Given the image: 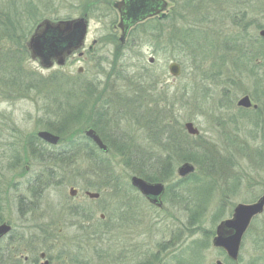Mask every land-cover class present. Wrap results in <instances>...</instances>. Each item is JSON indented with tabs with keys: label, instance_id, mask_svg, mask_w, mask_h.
Instances as JSON below:
<instances>
[{
	"label": "rangeland",
	"instance_id": "obj_1",
	"mask_svg": "<svg viewBox=\"0 0 264 264\" xmlns=\"http://www.w3.org/2000/svg\"><path fill=\"white\" fill-rule=\"evenodd\" d=\"M20 1L0 0L8 15H0V225L11 226L0 264H264V212L236 261L213 244L237 204L264 191V0H168V18L135 26L119 54L107 36L121 33L114 0H33L40 15L21 22L28 36L6 21ZM86 12L94 55L43 67L28 47L37 26ZM19 70L25 82L7 85L4 76ZM54 77L79 96L67 100ZM105 80L115 92L109 102ZM245 95L250 107L238 105ZM91 122L104 129L108 151L86 136ZM185 163L194 171L183 176ZM134 175L160 176L161 205L133 186Z\"/></svg>",
	"mask_w": 264,
	"mask_h": 264
},
{
	"label": "water",
	"instance_id": "obj_2",
	"mask_svg": "<svg viewBox=\"0 0 264 264\" xmlns=\"http://www.w3.org/2000/svg\"><path fill=\"white\" fill-rule=\"evenodd\" d=\"M168 2L163 0H132V5L126 4V9L123 5L118 4V7L124 11L123 22H121L124 34L130 28L141 20L153 16L160 12V10L167 6ZM162 16H166L164 12ZM88 31V22L84 17H79L71 20H61L52 22L44 20L40 23L35 32L32 34L29 41V49L33 57H38L43 67H52V59H56L58 64L62 65L66 62V56L74 49H78L81 45ZM264 36V30L261 31ZM172 74H180V64L172 62L169 65ZM82 68H79V72ZM239 106L250 107L251 99L249 95H245L238 101ZM186 129L191 134H199V130L192 122L185 124ZM86 135L92 138L98 146L108 151V146L102 141L100 136L94 129H88ZM39 136L52 144H56L59 136L49 132L41 131ZM194 171V166L188 163L183 164L179 168L181 175L185 176ZM131 183L134 187L139 189L152 203L161 205V197L165 191L164 185L161 182H150L140 176L134 175L131 178ZM76 189H71V194H75ZM90 197H98V192L88 191ZM264 212V194L253 203H239L233 213V216L222 220L216 229V235L213 239V244L216 247L223 248L232 260H237L239 256L240 247L244 234L249 228L253 218ZM11 226L8 224L0 225V238L9 232ZM41 256L44 258L45 254ZM42 264H48L46 260ZM217 264H226L222 260H217Z\"/></svg>",
	"mask_w": 264,
	"mask_h": 264
},
{
	"label": "flooded vegetation",
	"instance_id": "obj_3",
	"mask_svg": "<svg viewBox=\"0 0 264 264\" xmlns=\"http://www.w3.org/2000/svg\"><path fill=\"white\" fill-rule=\"evenodd\" d=\"M164 1V0H163ZM165 1H167L168 2V4H167V6L163 9H161L160 10V12L159 13H157V14H155V15H153V16H150V17H147L146 19H144V20H141V21H139L138 23H136L135 25H131L130 26V28L127 30V32L125 33V35H124V38L122 39L121 37H122V35L124 34V30L122 29V26L120 25L121 24V22H123V18H124V11L123 10H121L119 7H118V4H120V5H123L124 7H125V9H126V4H128V5H132V0H114V3H113V6H114V8H115V10H117V13H118V15H119V18H118V21H117V29H119L120 30V35H118L117 33H116V31L114 32V31H111L110 33H108V35L107 36H109L108 38H109V44H111L112 46H113V49H114V52H115V54H119L120 52H122V51H124L126 48V45H127V43H128V41H129V37H130V35L132 34V29L135 27V26H137L138 24H140V23H143V22H145V21H147L148 19H153V18H158V19H167L168 17V14H169V1L168 0H165ZM89 5V4H88ZM90 5H94V3L93 2H91L90 3ZM166 13V16H162V14L163 13ZM82 17H84L86 20H87V12L85 13V14H83V16ZM87 35H88V32H87V34H86V37H85V39L83 40V42H82V45H81V47L79 48V49H74L70 54H68L67 56H66V59H67V61L66 62H68L70 59H72V58H75L76 57V55H78V56H80L82 59H86V57L88 56H93L94 55V53H95V47H96V45L98 44V42H99V40H97V39H93L92 41H91V43L89 44V45H87L88 44V41H87ZM150 61L151 62H153L154 61V58H151L150 59ZM52 62L55 64L56 63V59H52ZM97 85V87L99 88L100 87V85H99V83H97L96 84ZM104 86L105 87H107L109 90H110V94H107V95H104V97H106V100H113V98L115 97V95H114V91H112L110 88H109V86H110V84H108L107 82H106V80L104 81ZM113 87V86H112ZM132 89V88H131ZM105 90H107V89H105ZM132 91V90H131ZM130 92V91H129ZM90 128H93L96 132H97V134L100 136V138L102 139V141L105 143H107V139H105L104 137H103V134H101L96 128H94V127H90ZM87 131V130H86ZM104 131V130H103ZM87 137H89L88 135H86ZM39 138V137H38ZM89 139H90V137H89ZM92 142H93V144L94 145H96L97 147H99L94 141H93V139H90ZM149 181V180H148ZM150 182H152V181H150ZM157 182H160V181H157ZM163 185H164V188L166 189V186H165V184H164V182H161ZM87 192L88 191H86V195H88L87 194ZM78 192H77V190H76V193L74 194V196L77 194ZM263 194H264V191H263ZM262 194V195H263ZM89 196V195H88ZM100 196V195H99ZM98 196V197H99ZM90 197V196H89ZM98 197H94V198H98ZM90 198H93V197H90ZM162 198V197H161ZM259 199V198H258ZM149 200V199H148ZM161 200V203H162V199H160ZM150 201V200H149ZM151 202V201H150ZM233 213H234V210H233ZM232 216H233V214H232ZM103 217V216H102ZM48 258V257H47ZM49 260H47L48 261V264H53V260L51 259V258H48ZM33 261V264H39V261L38 260H32Z\"/></svg>",
	"mask_w": 264,
	"mask_h": 264
},
{
	"label": "trees",
	"instance_id": "obj_4",
	"mask_svg": "<svg viewBox=\"0 0 264 264\" xmlns=\"http://www.w3.org/2000/svg\"><path fill=\"white\" fill-rule=\"evenodd\" d=\"M23 3L24 2V5H22V8H21V10H18V12H20V14L18 15V16H15L14 18L13 17H10L9 18V20L6 18V21L7 22H9L10 24H14L15 25V27L17 28L18 27V25L21 27V31L25 34V36H28L31 32H30V30L29 29H27L28 28V26H24L23 25V23H21L22 21L23 22H29L30 21V19L29 18H31V17H35V18H39V13H40V10H39V7L37 6V4H39V3H35L33 0L31 1V0H28V2L27 1H20V3ZM14 4H15V7H17V5H16V2H14ZM21 6V5H20ZM27 6L29 7V8H27ZM27 10L29 11V13H28V15L29 16H27V14H26V12H27ZM2 14H0V15H6V16H8L7 14H4V12H1ZM39 14V15H38ZM1 17V16H0ZM243 19H241V21H242ZM241 21H240V23H241ZM17 24V25H16ZM25 28V30H23ZM243 31H245V27H244V29H243ZM0 35H3V32H1V30H0ZM1 37V36H0ZM255 37V36H254ZM2 58V57H1ZM1 58H0V61H1ZM0 64H3V63H0ZM240 65H243V64H240ZM0 71H1V76H2V70H1V66H0ZM16 73L17 74H13V76H10L9 74L10 73H7V75H5L4 77H5V79H3L4 80V82H7V85H13V84H22V83H24L25 82V80H26V78H24V75H22V73H21V70H19V72H17L16 71ZM6 80V81H5ZM34 82L37 84V86H42V85H45V81H42V80H38V79H34ZM49 82H50V84L51 85H53V87L57 90V91H60L61 89H64L65 91H67V93H68V96H67V100H72V99H70V98H74L75 96H79V92L77 91V90H73L72 89V87H71V83L72 82H70L69 80H64V79H62V80H60V79H58V78H56V77H54V78H51V79H49ZM11 83H13V84H11ZM46 84H49V83H46ZM73 85V84H72ZM88 85V86H87ZM15 86V85H14ZM89 86H94V85H91V84H86V87H85V89L86 88H88V89H90L89 88ZM95 87H96V85H95ZM105 90V89H104ZM63 91V90H62ZM64 91V92H65ZM84 93V92H83ZM63 98L60 100V101H64L65 100V98H66V96H62ZM121 97V96H120ZM115 98V97H114ZM108 102L110 101V100H107ZM68 102V101H67ZM83 102V101H82ZM81 103V102H80ZM79 103V106L81 105ZM128 103V102H127ZM62 104L63 105H65L66 107L68 106H73V104H75V101H74V103L73 102H68V103H63L62 102ZM75 106V105H74ZM73 106V107H74ZM82 106V105H81ZM98 112V111H97ZM75 112H73L72 113V115H70V117H69V120H72L73 119V117H74V114ZM102 113V115L100 116L99 114H97L99 117H102L103 116V114L104 113H106V110H104L103 112H101ZM92 124H93V127H95L101 134H103V130L104 129H102V127H100L99 126V123L98 122H91ZM92 126V125H91ZM90 126V127H91ZM64 128V127H63ZM54 129H56V128H54ZM57 130L59 131V133H64V131L63 130H60L59 128H57ZM60 131H62V132H60ZM62 136H63V134H62ZM103 137L105 138V136L103 135ZM106 139V138H105ZM108 147H110V145H108ZM119 149H121V147H119ZM165 168V167H164ZM143 176V175H142ZM154 175H145V176H143L146 180H149V181H152V182H157V181H159L161 178H160V176H158V175H155L154 177H153Z\"/></svg>",
	"mask_w": 264,
	"mask_h": 264
}]
</instances>
